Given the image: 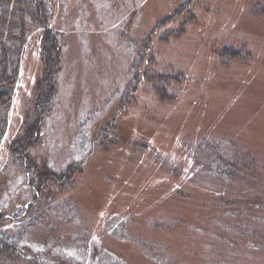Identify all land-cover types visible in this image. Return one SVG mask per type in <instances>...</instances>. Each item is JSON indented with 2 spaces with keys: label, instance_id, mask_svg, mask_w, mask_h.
Instances as JSON below:
<instances>
[{
  "label": "rangeland",
  "instance_id": "rangeland-1",
  "mask_svg": "<svg viewBox=\"0 0 264 264\" xmlns=\"http://www.w3.org/2000/svg\"><path fill=\"white\" fill-rule=\"evenodd\" d=\"M27 1L0 0V50L3 43L13 47V59L12 29L25 19L28 35L41 31L33 18L41 0ZM59 1L56 27L48 29L60 42L55 93L36 105L34 85L45 73L36 48L41 36H34L36 49L24 46L20 89L2 127L0 227L19 240L20 256L28 264H264V217L247 212L264 205V185L243 187L239 224L223 218L226 227L216 229L205 205L213 180L188 186L197 176L179 177L174 169L182 166L171 155L181 153L180 138L220 137L264 163V0ZM41 123L43 133L23 147L27 155L6 145L23 136V127ZM45 161L56 172L77 166L67 181L40 188L36 173ZM151 194L160 198L155 208ZM46 213L45 244L24 239L22 226L44 227ZM178 214L209 219L211 228L146 230ZM122 232L148 233L161 244L152 248L158 256Z\"/></svg>",
  "mask_w": 264,
  "mask_h": 264
},
{
  "label": "trees",
  "instance_id": "trees-1",
  "mask_svg": "<svg viewBox=\"0 0 264 264\" xmlns=\"http://www.w3.org/2000/svg\"><path fill=\"white\" fill-rule=\"evenodd\" d=\"M32 1L33 0L27 1V4H29V6H32ZM47 1L48 0H41L39 2V5L42 7V10L40 13L35 11L33 17L35 19V22H38L37 23L39 28L38 30L41 31H36V35H32V34H31L32 36L28 35V29H27L28 24H27V20L25 19H23L20 22L21 28H19L18 31L16 29H12L13 31H16V33L13 32V34H11V38L12 40L14 39L18 44L17 49L15 51L16 54L15 59H13V47H10L9 45L4 43L1 47L0 50V141L4 133V129H2V127H5L7 125V116L10 111L11 105L14 101L15 89L18 91L20 89L19 82L20 80H22L21 79L22 60L26 57V51L24 47L25 45L29 44L32 52L36 48L38 49L40 55L39 57L40 62H42L44 66L43 71L47 75V76H45V74L40 75L37 79V82L34 85V88L36 86V96H37L36 105L40 106L42 104L43 105L47 103L49 104L50 102L49 100L51 99V96L55 93L56 81L54 78L55 75L52 73V71H54L56 68L57 58L55 57V55L60 52L58 45V43L60 42L57 39V37L49 30H51V28L56 27V23H57L56 14L57 12L60 11L59 6H61V4L59 0L50 1L51 4L47 3ZM56 1H58L57 2L58 4H55ZM62 2H64V0H62ZM66 2L68 1H65V3ZM52 15H55L54 21L51 20ZM42 30L46 32L42 33ZM34 36H36V38L37 36H41L40 39L38 38L36 39V48H32L35 39ZM34 72H36V70ZM39 99H43V100L45 99V100L41 102L42 100ZM37 113L38 110H36V114ZM43 129H44L43 123H41L40 125L35 124L31 126L29 124L26 127L22 128L23 136L21 138L15 139V137H12L10 140L6 142V145L9 146V148L13 147L14 148L13 150L15 151L17 150V152H20V154L22 153L23 155H27V151L26 150L22 151V150L25 149L23 148L25 147V145L31 142L30 141L31 139L29 137L31 135L38 136L39 130L40 132L43 133L44 131ZM217 138L218 139H208L205 137H198V136L189 137V138L186 137L180 138L176 143V150L181 153L177 154L174 152L171 153V155L177 157L179 159V163L182 166L180 170L174 169V172L179 173V177H181L182 179H186V178L193 179L195 175L197 176L198 181H187L188 186L192 185V187L201 188V181H199L201 177H206L213 180V181H208L209 183H207V188L209 189L210 192V198L206 200L205 205L209 206L210 210H212L211 212L212 219L214 221L217 220V222L213 223L212 226H214L216 229L222 230V228L226 227L221 225V224L225 225L224 222L225 219L223 220V218H227L229 219V221L232 222L234 220L236 222L238 220L240 221L239 219L240 214L239 212L236 213V211L244 212L245 210L244 207L245 194L242 191V188L255 186L256 189L258 190L263 189L264 163H261L257 155H255L253 152L247 151V149L242 144H241L242 147H237V144L240 143L237 142V144H235V140L220 138V137ZM221 140H225L228 141V143L229 142L231 143L226 144L228 145L227 148L226 147L222 148L221 144H225V143H222ZM233 148L235 149L234 151ZM255 163L259 165V168L255 167L254 165ZM50 166L51 165L45 161L42 164V166L38 165V170L36 168L33 171V174H35L37 170L36 175L38 174V176L41 178V181L39 183L40 188L41 187L45 188L46 183L51 182L53 180L56 181L58 179L59 180L64 179V181H67L66 179H69V174L74 173L73 170L76 168L77 165L75 164L69 165L64 170V172L62 171L56 172ZM168 173H170V171H168ZM35 179L36 176L34 177V180ZM193 184H196V186H193ZM183 185L184 184L177 185V187L179 188ZM234 188L236 189L235 191ZM165 189H170V188L165 187ZM141 193L143 194V191ZM165 196L166 195H163V197ZM151 197L152 199L149 203L153 204L151 205V208H155L156 205L152 202L157 201L160 198L155 197L153 194H151ZM38 200H41V197ZM44 200L42 202H44ZM47 201L49 200L46 199L45 202ZM0 210L2 209L0 208ZM247 212L259 213L260 216L264 217V215L262 214L264 213V205L259 206V209L256 206L250 207L247 210ZM201 214L200 215L203 216L202 212ZM4 216L5 213L2 210V212H0V220L3 219ZM45 216L48 217L47 213L45 215L40 216L42 220L39 221L42 225H44V227L39 225V223L33 222L30 224V221L26 222L22 226L23 227L22 237L24 239H30L33 242L42 241L43 242L42 244H45L44 242L47 239L46 232L48 233V229H49V227L46 226L48 219L46 220ZM174 217H175L174 215H170L168 220L164 222H161V218H157L154 220L155 217H153L150 221L152 222L154 220L152 222L153 227L152 224L150 225V227L146 226V230H154V228H157V226L161 228H166L167 226L165 224L168 225L185 224L187 225L186 227H188V229L196 228L198 231L199 229L211 228L209 224V219L208 222L206 223L205 220L202 221L200 218L191 219L189 217L188 218L184 217L183 215L180 214H178L175 218ZM188 222L191 223L186 224ZM236 222L235 225L239 224V222L237 223ZM31 225L33 226L32 229L30 228ZM38 225L41 226V228L35 230V228ZM170 227L173 226L167 227L166 231L170 229ZM140 233L141 235H138L137 237H132L133 235L132 234L130 235L128 232H122L119 233V235L124 236V238H127V240L129 238L136 240L138 242V247L144 246L145 253L146 254L148 253L150 257L153 258L155 256H158L157 253L154 254L153 252L154 250L152 248L161 244H159L157 240L152 241L148 239L147 236L150 237L148 233L145 232H140ZM221 237L223 236L220 235L219 238ZM216 240L217 238L215 237V241ZM166 243L172 245V242H170V240L166 241ZM19 244L20 242L16 237L8 235L7 232L3 230L2 227H0V264H22L23 260L27 264L31 262V259H24L25 255L22 256L23 258L20 256ZM24 250L26 253H30L29 249L26 248ZM37 254H40L41 257L44 256L43 253L41 252ZM34 255H30V257L36 258ZM173 261L176 260L173 259ZM32 263L36 264L33 261Z\"/></svg>",
  "mask_w": 264,
  "mask_h": 264
}]
</instances>
